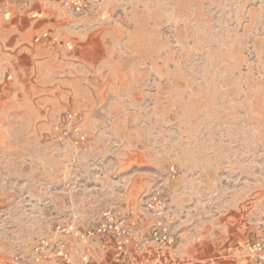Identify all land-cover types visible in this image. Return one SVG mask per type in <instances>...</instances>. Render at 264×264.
<instances>
[{"label":"rangeland","instance_id":"obj_1","mask_svg":"<svg viewBox=\"0 0 264 264\" xmlns=\"http://www.w3.org/2000/svg\"><path fill=\"white\" fill-rule=\"evenodd\" d=\"M34 1L47 9L30 39ZM15 30L41 48L33 63L0 52V264L202 247L254 264L264 0H0V48ZM108 216L133 222L123 260L112 232L85 235ZM158 221L171 243L151 239Z\"/></svg>","mask_w":264,"mask_h":264},{"label":"crops","instance_id":"obj_2","mask_svg":"<svg viewBox=\"0 0 264 264\" xmlns=\"http://www.w3.org/2000/svg\"><path fill=\"white\" fill-rule=\"evenodd\" d=\"M42 7H47L41 3V1H34L32 2L29 7H27L29 13L26 15H21L22 19H26L28 22H30V28L28 29L27 33L29 32V38L31 39L33 36L38 35L37 30L34 29V25L38 21H42L45 18V11L42 9ZM26 33V32H25ZM22 32H19V30H15L14 34H12L10 37L14 38L15 42L11 45L13 47V50H10L9 46H4L3 48H0V52H7V53H16L18 52L20 55L19 57H24L26 60H28L30 63H33L35 60H37L40 55V46L33 45L29 42V39H24V36L22 35ZM18 48L19 51H18ZM12 61V62H10ZM8 61L5 63L2 68H5L7 72L12 69V66L10 64L14 63V59ZM23 67V66H22ZM26 67V66H25ZM23 67V68H25ZM27 68V67H26ZM205 242V244L209 243ZM211 243V242H210ZM203 247L200 249L194 250L193 254H190L186 250L179 254H169L168 252L161 251V253H153L150 254L148 252L144 254H138V258L140 260L136 262H132V264H229V262L232 264L235 260V263L238 262L235 258L236 255L233 254V256H224V254L221 253V251H217L216 248H213V251L207 252L208 250L202 251ZM208 249V248H207ZM210 251V250H209ZM123 264V263H120Z\"/></svg>","mask_w":264,"mask_h":264},{"label":"built area","instance_id":"obj_3","mask_svg":"<svg viewBox=\"0 0 264 264\" xmlns=\"http://www.w3.org/2000/svg\"><path fill=\"white\" fill-rule=\"evenodd\" d=\"M12 3H21L23 5H27L29 2L33 0H8ZM82 6L81 4L75 7L76 11H79ZM82 9V8H81ZM133 226V222L126 220L124 217L114 218V216H108L106 220L99 224L97 228L88 229L85 233L86 236H94L95 234H103L105 232H112L116 236V246L114 257L116 260H123L126 256V245L129 241L128 235L131 231V227ZM152 240H154L158 244H168L172 242V238L169 236L167 229L163 226V224L158 221L156 225L153 227L151 232L149 233ZM246 253L248 258L254 264H264V242L261 240L248 242L245 245ZM56 249L60 250L61 254L64 252V246L61 243H57ZM63 256H66L64 253ZM84 264H88L84 262Z\"/></svg>","mask_w":264,"mask_h":264}]
</instances>
